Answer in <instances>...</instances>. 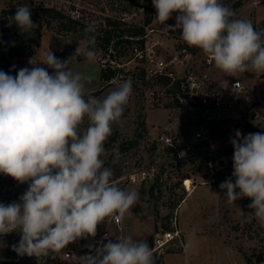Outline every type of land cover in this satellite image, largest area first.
Masks as SVG:
<instances>
[{
	"label": "clouds",
	"instance_id": "clouds-1",
	"mask_svg": "<svg viewBox=\"0 0 264 264\" xmlns=\"http://www.w3.org/2000/svg\"><path fill=\"white\" fill-rule=\"evenodd\" d=\"M152 4L160 25L178 13L176 24L164 31L182 29L180 40L200 49L227 76L264 73V32L250 20L234 18L235 11L221 0ZM10 23L28 35L37 27L28 4L16 8ZM96 43L97 26L90 22L74 54L63 61L49 51L42 59L29 58L32 67L19 69L15 76L0 70V174L28 183L19 203H0V236L21 234L13 246L19 256H47L78 238L95 237L100 223L106 218L122 222L140 199L138 191L119 186L102 159L112 126L121 122L132 95L131 80L119 82L100 99L86 93L88 77L70 67L81 56L95 65ZM85 119L88 126L81 132ZM230 142L235 182L227 179L220 188L230 205L250 198L252 212L239 209V214L245 223L255 218L264 226V132L242 136L236 130ZM116 240L83 257V264H156L145 240Z\"/></svg>",
	"mask_w": 264,
	"mask_h": 264
},
{
	"label": "rangeland",
	"instance_id": "rangeland-1",
	"mask_svg": "<svg viewBox=\"0 0 264 264\" xmlns=\"http://www.w3.org/2000/svg\"><path fill=\"white\" fill-rule=\"evenodd\" d=\"M148 2L152 4V0H74L82 22L85 25L95 22L97 33L101 34V30L105 28L109 20L119 23L117 27L112 26L111 29L117 28L120 34L121 31L127 29L146 26L145 22L151 18L156 34L159 36L158 39L160 38L167 44L176 43L177 37H181L182 29L166 32L164 28L166 25L176 24L178 13H173L165 24L160 25L155 17L150 13L147 14ZM221 2L229 7L239 2L240 6L234 18L250 20L257 31L264 32V0H221ZM24 4L30 7L54 6L70 13L67 10L69 5L58 0H38V3L36 0H0V38L3 11L9 7ZM74 16L78 17L77 14ZM52 36L53 32L44 29L41 46L31 57L37 55L42 59L45 53L51 51ZM127 38L125 36V39ZM74 47L77 48L78 45L74 44ZM1 51L0 45V70H2ZM192 54L195 66L206 70L219 87L228 85L231 81L239 79L237 77H241L239 76L241 73L235 77L227 76L214 66V62L208 65L207 56L196 47H193ZM31 57L16 59V71L24 67L31 68L32 65L28 63ZM130 58L131 54L128 50L122 52L121 48H115L112 44L107 53L101 50L97 52L95 65L76 60L70 67L74 72H80L88 77L86 93L100 99L113 91L119 82L131 80L132 95L121 122L112 126V134L104 144L105 155L102 159L105 161V167L113 170V178L119 182L122 189H134L139 192V201L126 213L121 229L112 223L111 218H106L97 226L95 237L78 238L66 248L58 252H50L47 256L36 258L35 256L17 255L13 251V246L19 243L21 238L19 232L14 231L3 237L0 236V264L11 262L18 264H83V259L66 260L62 253L73 248L75 254L82 253L80 247L98 237L104 230H109L118 238L131 236L136 240H150L149 243L152 244L153 250L155 235L172 230L173 223H176L181 232V240L176 239L162 251L153 252L156 264H164V257L168 254L181 253L185 235L190 232L195 239L192 236L189 238V253L186 256L177 257L170 255L167 258L169 263L214 264L216 246L231 248L235 251V254L223 258V262L219 264H244V262L246 264V259L250 256L263 255L264 257V226L255 218L245 223L239 214V209L246 214L252 212L248 207L251 203L250 198L243 197L235 202L236 206L230 205L225 195L226 190L220 188V185L227 179L235 182V177L232 175L234 147L230 141L235 138L236 130H239L242 136L263 132V86H261L262 101L255 98L251 100V104L240 105L238 113L225 120V123L217 130L216 136L212 135L213 141L210 145L192 142V151H184L181 145L187 140L191 141L189 131L195 128L194 113L168 105L153 107L147 97L148 87L142 75L143 71L136 62L120 68L118 76L111 82H104L100 79V69L109 68H104L103 65L106 67L111 60L119 61L121 64L127 63ZM40 66L53 74V69L43 64ZM243 74L244 79L239 80L244 82L251 92L256 91L253 78L258 73L244 72ZM87 126L88 121L85 119L80 126L81 132ZM115 131H117V137L114 139ZM168 137L172 142L163 140ZM171 143L178 146V149L173 148ZM228 151H231L228 156V161H231L229 164L224 159ZM143 169L149 171V178L140 182L137 177V181H132L131 176ZM186 179L192 180L196 187L192 192L185 186ZM27 189L28 183L21 184L10 176L0 174V203L5 205L12 202L19 203V198ZM196 239L201 240V245L195 242ZM196 244L199 248L195 250L200 252L195 254L192 250ZM188 255L191 256L189 259Z\"/></svg>",
	"mask_w": 264,
	"mask_h": 264
},
{
	"label": "built area",
	"instance_id": "built-area-1",
	"mask_svg": "<svg viewBox=\"0 0 264 264\" xmlns=\"http://www.w3.org/2000/svg\"><path fill=\"white\" fill-rule=\"evenodd\" d=\"M73 7L72 14L79 17V9L74 0H58ZM151 16H156V10L153 4H149ZM125 20V19H124ZM153 22L145 26V33L141 37H130L133 41L128 51L131 58L127 63L111 60L109 65L104 68L120 69L125 65L136 62L143 71L145 82L147 83V97L153 107L173 106L177 109L189 110L194 113L196 122L195 128L189 131L191 141L187 140L181 145L182 150L192 151V142L198 144L210 145L212 135H217V130L228 120L229 117L238 113L242 104H251V100L261 98V87H256V91L251 92L248 86L239 79L231 81L228 85L219 87L209 76L206 70L195 66L193 47H189L185 42L177 37L176 43L167 44L165 41L158 39ZM206 63L211 65L213 62L207 57ZM259 77L264 73H258ZM234 86L238 91H234ZM223 120V122H222ZM222 122V123H220ZM220 123V124H219ZM264 132V129H263ZM167 142H172L168 138H163ZM173 148L178 149L174 143L170 144ZM228 161V157H224ZM230 161V160H229ZM154 172V170H153ZM141 176V177H140ZM148 170L143 169L131 176L132 181H145L149 178ZM112 223L121 229L122 222L117 223L111 219ZM180 230L176 223H173L172 230L158 233L154 237V249L163 250L176 239L181 240ZM107 236V239L105 237ZM118 237L109 230H104L96 238L80 247L82 253L75 249L64 251L63 257L66 260L78 258L82 260L86 256H94L96 249L102 247L111 240L117 242ZM79 242V241H78ZM76 242V243H78Z\"/></svg>",
	"mask_w": 264,
	"mask_h": 264
},
{
	"label": "trees",
	"instance_id": "trees-1",
	"mask_svg": "<svg viewBox=\"0 0 264 264\" xmlns=\"http://www.w3.org/2000/svg\"><path fill=\"white\" fill-rule=\"evenodd\" d=\"M239 6L240 4L237 2L233 4L231 8L236 12ZM16 8L17 7H9L5 9L2 14L3 19L0 38L2 71L15 76L17 73L15 60L18 58L31 57L36 53L37 49L41 46L44 29L53 32L50 50L57 58L64 60L74 54L76 50L74 44L78 43V37L83 35V30L86 25L82 22L80 17H76L72 14L73 7L67 8L71 14L54 6L30 7L31 18L37 25L31 35L22 33L16 24L10 23ZM146 12L151 15L149 2L146 5ZM151 22L152 20L149 18L145 22V25H149ZM118 24L119 23L116 21L109 20L105 28L101 30V34L97 33L99 34L97 35L96 43L97 52L101 50L107 53L112 44H114L115 48H121L122 52H125V50H128V47H131L133 44V41L129 39L130 37H141L145 33V26H143L136 29H127L121 31L119 34L118 32L120 31H118L117 28L111 29L112 26L117 27ZM125 36L128 38L125 39ZM77 60L81 62L85 61L82 56L78 57ZM119 72L120 69H100V79L104 82H111L118 76ZM142 75H144L143 72ZM116 137L117 131H115L113 138L115 139ZM230 153L231 151H228L226 156L228 157ZM227 162L228 164L231 163V161ZM146 242L149 247L152 248V244L149 243L150 240ZM261 263H264L263 255H253L246 259V264ZM10 264L18 263L11 262Z\"/></svg>",
	"mask_w": 264,
	"mask_h": 264
},
{
	"label": "crops",
	"instance_id": "crops-1",
	"mask_svg": "<svg viewBox=\"0 0 264 264\" xmlns=\"http://www.w3.org/2000/svg\"><path fill=\"white\" fill-rule=\"evenodd\" d=\"M215 68V67H214ZM239 76H241V77H237V78H239V79H244V74L243 73H241ZM254 82H255V84H256V87H261V86H263V88H264V78H260L259 76H258V74H256V76H254ZM186 232H190V231H187L186 230ZM188 233H186V235H185V243H184V247H183V250H182V252L181 253H179V254H168V255H166L165 257H164V264H171V263H169L168 261H167V258L170 256V255H174V256H186L188 253H189V247H186V245H188V243H189V238H190V236H192L194 239H195V236H193L192 235V232H190L188 235H187ZM197 241H195V242H197L199 245H201V240H199V239H196ZM198 244H196L195 245V247H194V249L192 250L195 254L196 253H199L200 251H198V250H195L197 247L199 248V245ZM215 249V256H214V264H219V263H221V261H222V259L223 258H226L227 256H232L233 255V253L235 254V251L234 250H232L231 248H224L223 246L221 247V246H216V248H214ZM191 257V256H190ZM189 257V255H188V259L190 258ZM223 262V261H222ZM244 264H245V262H244Z\"/></svg>",
	"mask_w": 264,
	"mask_h": 264
},
{
	"label": "bare ground",
	"instance_id": "bare-ground-1",
	"mask_svg": "<svg viewBox=\"0 0 264 264\" xmlns=\"http://www.w3.org/2000/svg\"><path fill=\"white\" fill-rule=\"evenodd\" d=\"M185 186L187 187V189L189 190V191H193L196 187H195V185H194V183L192 182V180H190V179H186L185 180Z\"/></svg>",
	"mask_w": 264,
	"mask_h": 264
}]
</instances>
